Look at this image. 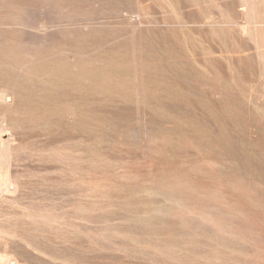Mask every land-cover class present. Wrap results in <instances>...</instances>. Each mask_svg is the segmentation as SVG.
<instances>
[{"label":"rangeland","instance_id":"obj_1","mask_svg":"<svg viewBox=\"0 0 264 264\" xmlns=\"http://www.w3.org/2000/svg\"><path fill=\"white\" fill-rule=\"evenodd\" d=\"M0 67V264H264V0H0Z\"/></svg>","mask_w":264,"mask_h":264},{"label":"bare ground","instance_id":"obj_2","mask_svg":"<svg viewBox=\"0 0 264 264\" xmlns=\"http://www.w3.org/2000/svg\"><path fill=\"white\" fill-rule=\"evenodd\" d=\"M10 54V53H9ZM11 57V56H10ZM1 68V67H0ZM68 92V91H67ZM42 109H43V107H42ZM40 110V109H39ZM44 111H45V109H43ZM49 110V109H48ZM54 112V111H53ZM206 137H207V135H208V131H207V129H206Z\"/></svg>","mask_w":264,"mask_h":264}]
</instances>
